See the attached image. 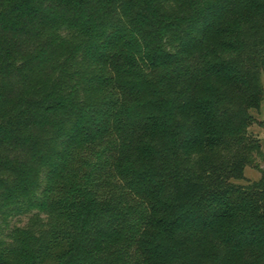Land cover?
I'll return each instance as SVG.
<instances>
[{"label": "trees", "instance_id": "1", "mask_svg": "<svg viewBox=\"0 0 264 264\" xmlns=\"http://www.w3.org/2000/svg\"><path fill=\"white\" fill-rule=\"evenodd\" d=\"M0 67V264H264V0H0Z\"/></svg>", "mask_w": 264, "mask_h": 264}, {"label": "rangeland", "instance_id": "2", "mask_svg": "<svg viewBox=\"0 0 264 264\" xmlns=\"http://www.w3.org/2000/svg\"><path fill=\"white\" fill-rule=\"evenodd\" d=\"M4 69L0 67V111L5 110L12 104H21L29 98L31 91L36 85H41L40 87H45L47 74L45 70L37 69L21 72L17 71L13 74L4 73ZM264 85V76L262 78ZM3 94V95H1ZM256 118V122L251 127V131L259 135L264 146V104L260 110L253 111ZM5 149L0 148V156L4 154ZM95 161L94 157L90 158ZM246 176L249 180H257L260 178L259 171L247 167ZM245 183V182H244ZM30 215L17 216L12 220V225L25 226L28 223ZM45 218V215H43Z\"/></svg>", "mask_w": 264, "mask_h": 264}]
</instances>
